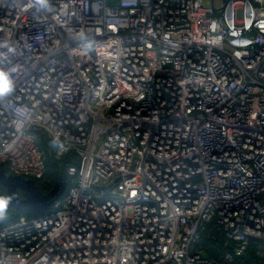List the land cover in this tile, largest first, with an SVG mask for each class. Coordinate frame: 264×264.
<instances>
[{"label":"built area","instance_id":"1","mask_svg":"<svg viewBox=\"0 0 264 264\" xmlns=\"http://www.w3.org/2000/svg\"><path fill=\"white\" fill-rule=\"evenodd\" d=\"M0 72V169L67 177L0 264H264V0H0Z\"/></svg>","mask_w":264,"mask_h":264},{"label":"water","instance_id":"2","mask_svg":"<svg viewBox=\"0 0 264 264\" xmlns=\"http://www.w3.org/2000/svg\"><path fill=\"white\" fill-rule=\"evenodd\" d=\"M0 185L6 190L5 199L8 201L6 209L23 210L39 215L63 195L67 181L62 177L57 178L53 181L52 187L47 192H43L34 179L7 173L6 168L3 167L0 169ZM228 249L232 251V246L229 245Z\"/></svg>","mask_w":264,"mask_h":264},{"label":"trees","instance_id":"3","mask_svg":"<svg viewBox=\"0 0 264 264\" xmlns=\"http://www.w3.org/2000/svg\"><path fill=\"white\" fill-rule=\"evenodd\" d=\"M64 161H67L66 158H64ZM48 173L52 174L51 176H48L46 180H35L36 184L43 192H47L52 187L55 179L61 177L63 178L65 175L64 168L59 167L49 158L47 159V174ZM225 242L226 239L220 234L214 223L209 222L204 225V229L201 232L197 246L203 249L206 255L217 257L221 252H226L225 250L227 247ZM258 244L259 242L257 240L252 239L248 249L243 255L235 256L232 263L223 260L221 262L223 264H262L260 258L255 254V248Z\"/></svg>","mask_w":264,"mask_h":264},{"label":"rangeland","instance_id":"4","mask_svg":"<svg viewBox=\"0 0 264 264\" xmlns=\"http://www.w3.org/2000/svg\"><path fill=\"white\" fill-rule=\"evenodd\" d=\"M108 1L111 2V0H108ZM216 3H217V0H215V4H216ZM237 18H238V19L241 18V11H240V10L237 11ZM51 174H52V173H48V174L45 176V178H44L43 180H46L48 176H51ZM63 178L66 179V181H67V177H66L65 175H64ZM0 187H1V190H2V194H1V196L5 198V197L7 196V195H6V190H5V188H4L3 186H0ZM42 214H43V212H42ZM10 215H13V218L16 219L19 215H24V216H26V217H35V216H37L38 214L27 213V212H25V211H23V210H14V212H13V210H11V209H7V217H6V219H9ZM5 223H6V222H3V223L0 224V225H4Z\"/></svg>","mask_w":264,"mask_h":264},{"label":"clouds","instance_id":"5","mask_svg":"<svg viewBox=\"0 0 264 264\" xmlns=\"http://www.w3.org/2000/svg\"><path fill=\"white\" fill-rule=\"evenodd\" d=\"M0 77H2L3 79H6L2 72H0ZM0 204H2V207H0V216H2L3 213L6 211V208H7V204H8L7 199H5L4 197L0 196Z\"/></svg>","mask_w":264,"mask_h":264},{"label":"snow or ice","instance_id":"6","mask_svg":"<svg viewBox=\"0 0 264 264\" xmlns=\"http://www.w3.org/2000/svg\"><path fill=\"white\" fill-rule=\"evenodd\" d=\"M2 80H3V78L0 77V81H2ZM7 87H8V85L6 82L0 83V93L6 91ZM0 207H2V204H0Z\"/></svg>","mask_w":264,"mask_h":264},{"label":"flooded vegetation","instance_id":"7","mask_svg":"<svg viewBox=\"0 0 264 264\" xmlns=\"http://www.w3.org/2000/svg\"><path fill=\"white\" fill-rule=\"evenodd\" d=\"M21 196H22V194H21Z\"/></svg>","mask_w":264,"mask_h":264}]
</instances>
